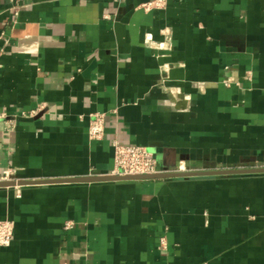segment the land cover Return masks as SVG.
<instances>
[{
    "label": "crops",
    "instance_id": "crops-1",
    "mask_svg": "<svg viewBox=\"0 0 264 264\" xmlns=\"http://www.w3.org/2000/svg\"><path fill=\"white\" fill-rule=\"evenodd\" d=\"M144 1L0 0V174L264 166V0ZM5 219L0 264H264V173L0 187Z\"/></svg>",
    "mask_w": 264,
    "mask_h": 264
},
{
    "label": "built area",
    "instance_id": "built-area-1",
    "mask_svg": "<svg viewBox=\"0 0 264 264\" xmlns=\"http://www.w3.org/2000/svg\"><path fill=\"white\" fill-rule=\"evenodd\" d=\"M17 1V0H14ZM167 4V0H146L141 3L140 7L144 10H151L154 8H164ZM15 13H18V6ZM145 40L147 43L163 48L164 42H156L153 40L151 34H145ZM223 82L229 83V79H225ZM105 123V114L101 112H94L89 115L88 123V137L90 139H99L103 135ZM113 147V165L107 172L110 175H144L154 174L158 172H164L158 168V163L155 155L146 147L121 143L119 141L112 142ZM177 171H185L179 167ZM18 179L14 176V171L7 169L0 174V181ZM18 187V186H16ZM71 223H66L65 228L71 227ZM14 230V223L11 220H0V246L5 247L10 245ZM161 244L165 246V239H161ZM62 264H78V263H62Z\"/></svg>",
    "mask_w": 264,
    "mask_h": 264
},
{
    "label": "water",
    "instance_id": "water-1",
    "mask_svg": "<svg viewBox=\"0 0 264 264\" xmlns=\"http://www.w3.org/2000/svg\"><path fill=\"white\" fill-rule=\"evenodd\" d=\"M248 173H264V166L252 165L251 167L239 168H204L197 170L177 171V169L166 170L154 174L144 175H88L81 177L71 178H58V179H12L0 181V187H16L30 184H53V183H78V182H92V181H119V180H145V179H166V178H187L197 176H213V175H235V174H248Z\"/></svg>",
    "mask_w": 264,
    "mask_h": 264
}]
</instances>
